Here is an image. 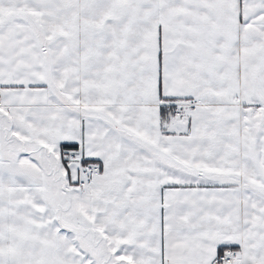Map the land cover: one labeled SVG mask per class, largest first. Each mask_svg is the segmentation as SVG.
<instances>
[{
    "label": "snow or ice",
    "instance_id": "snow-or-ice-1",
    "mask_svg": "<svg viewBox=\"0 0 264 264\" xmlns=\"http://www.w3.org/2000/svg\"><path fill=\"white\" fill-rule=\"evenodd\" d=\"M0 264H264V0H0Z\"/></svg>",
    "mask_w": 264,
    "mask_h": 264
}]
</instances>
